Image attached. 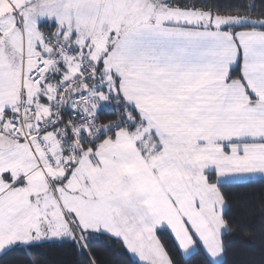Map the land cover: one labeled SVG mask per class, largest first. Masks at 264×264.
I'll return each mask as SVG.
<instances>
[{
    "label": "snow or ice",
    "instance_id": "obj_1",
    "mask_svg": "<svg viewBox=\"0 0 264 264\" xmlns=\"http://www.w3.org/2000/svg\"><path fill=\"white\" fill-rule=\"evenodd\" d=\"M257 187L264 0H0V264H264Z\"/></svg>",
    "mask_w": 264,
    "mask_h": 264
},
{
    "label": "trees",
    "instance_id": "obj_2",
    "mask_svg": "<svg viewBox=\"0 0 264 264\" xmlns=\"http://www.w3.org/2000/svg\"><path fill=\"white\" fill-rule=\"evenodd\" d=\"M261 194H264V189H260L257 187L256 189L252 190L250 195H254L257 199ZM245 199V195L238 190H232V203H231V215L235 219L237 224H243V223H251L254 225H257L260 223V216L259 213L252 217L248 218L245 214L246 210L242 206L243 201ZM254 241V237L247 235L244 232H236L234 234V239L232 240L230 247L234 250L236 253L237 258L240 257V254L243 250V243L242 241ZM98 251L100 255L103 257L104 260L108 262V264H114L116 261V257L113 255L115 252L114 248H109L108 246L104 244H99L97 245ZM43 254L49 261H62V260H69L71 259V255L62 252L58 249H43L42 250ZM125 258H121V261L119 264H123Z\"/></svg>",
    "mask_w": 264,
    "mask_h": 264
}]
</instances>
